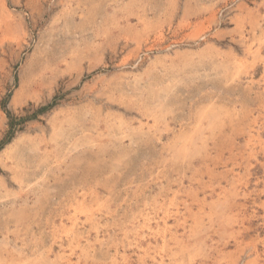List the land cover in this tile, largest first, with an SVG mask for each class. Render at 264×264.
Here are the masks:
<instances>
[{"label":"rangeland","instance_id":"1","mask_svg":"<svg viewBox=\"0 0 264 264\" xmlns=\"http://www.w3.org/2000/svg\"><path fill=\"white\" fill-rule=\"evenodd\" d=\"M5 107L0 264H264V0H0Z\"/></svg>","mask_w":264,"mask_h":264},{"label":"trees","instance_id":"2","mask_svg":"<svg viewBox=\"0 0 264 264\" xmlns=\"http://www.w3.org/2000/svg\"><path fill=\"white\" fill-rule=\"evenodd\" d=\"M6 103H7V99L3 102L4 106L6 105ZM54 106H55V104L51 103V104L41 108L40 111L51 109ZM5 111H6L5 113H7V116L9 118V130H8L5 138H3V140L0 142V150H2L4 148V146L12 140L15 133L21 129L20 128L21 124H23L27 120L24 118L15 117L12 113L9 112V110H7L6 107H5Z\"/></svg>","mask_w":264,"mask_h":264},{"label":"bare ground","instance_id":"3","mask_svg":"<svg viewBox=\"0 0 264 264\" xmlns=\"http://www.w3.org/2000/svg\"><path fill=\"white\" fill-rule=\"evenodd\" d=\"M65 61V60H64ZM256 118V117H255ZM185 146V145H184ZM96 210V209H95ZM90 219V218H89ZM70 233V232H69ZM69 237V236H68ZM256 250V249H255ZM197 251H198V249H197ZM256 252V251H255ZM213 255V254H212ZM258 255V254H257Z\"/></svg>","mask_w":264,"mask_h":264}]
</instances>
